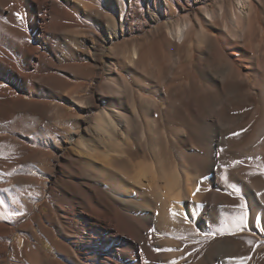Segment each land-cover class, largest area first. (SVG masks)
<instances>
[{
  "label": "bare ground",
  "instance_id": "6f19581e",
  "mask_svg": "<svg viewBox=\"0 0 264 264\" xmlns=\"http://www.w3.org/2000/svg\"><path fill=\"white\" fill-rule=\"evenodd\" d=\"M132 1L0 0V18L9 23H26L27 27V31L18 27L10 30L18 38L13 45L6 37L8 28L0 24V78L28 94H37L38 84L44 81L79 108L77 115L67 114L64 106L56 104L41 108L37 112H41L42 121L49 122L46 132L31 131V121L22 115L0 117V264H9L10 260L18 264H195L193 252L203 236L197 234L193 223L205 196L197 191L199 175H194L193 164L176 147L175 140L184 130L169 126L166 117L161 128L162 109L141 91L164 101L162 93L146 90L145 86L134 91L123 76L117 75L119 69L152 67L150 71L154 68L159 74V64L172 54L173 46L195 42L214 50V75L203 71L201 61L194 63L191 59L192 76L186 83L190 95L198 97L204 92L244 85L249 94L257 89L261 102L246 123L253 124L247 145L264 142V0H146V8L157 24L150 43H136L121 54L115 52L119 55L114 59L116 74L112 76L110 66L106 67L110 77L104 82L99 99L94 95L81 97L84 88L72 87L57 74L43 76L51 69L79 75L84 69L76 63L81 61L79 49L86 51L87 59L97 61L98 55L91 49H97L99 37L84 35L71 40L70 35L82 34L91 19L99 30L107 28L101 43L110 47L117 40L119 23L114 6L119 4L125 10L127 4L130 10ZM208 27L217 35L210 34ZM51 31L60 35L57 50L46 42ZM28 38L30 43L26 42ZM10 47L12 56L6 51ZM94 65L91 63L89 69ZM21 101H13L14 110L19 111ZM219 109L212 108L206 119L215 132L220 127H235ZM154 112L158 115L153 118ZM25 138L38 142L40 149L28 155L30 148L24 143ZM162 143H171L172 162L163 160L159 150ZM69 145L74 157L64 166L52 164L53 150L48 148L58 149L62 155ZM27 159L34 167L20 176L13 168ZM34 170L53 176L52 187L46 191V180L33 175ZM5 173H12L14 181L22 182L28 191L20 200L8 197L11 206L2 195ZM247 182L256 209L248 230L264 240V181ZM45 191L47 199L37 209L36 202L43 200ZM214 198H209V208ZM26 208L29 214L22 215ZM44 208L51 218L46 219L50 227L41 218ZM32 214L39 223V233L32 226L29 234H20L19 248L12 242L13 237L24 230L25 221ZM257 217L261 218L259 225ZM206 219L204 216L202 222L210 227ZM182 223L189 228L188 243L179 240L184 230ZM178 231L180 235L175 234ZM44 239L53 250L44 248ZM263 246L264 243L252 250L250 264H264ZM210 249L206 259L210 263L234 250L227 238L212 243Z\"/></svg>",
  "mask_w": 264,
  "mask_h": 264
},
{
  "label": "rangeland",
  "instance_id": "374dc122",
  "mask_svg": "<svg viewBox=\"0 0 264 264\" xmlns=\"http://www.w3.org/2000/svg\"><path fill=\"white\" fill-rule=\"evenodd\" d=\"M141 1H143V3ZM184 1L185 0H183V2ZM212 2H209L210 6H213ZM115 6L114 12L119 22L117 23V40L110 47H106L101 43L102 39L105 38V33L108 32L107 28L104 26L101 32L91 19L88 23H85V34H83V32L82 34L80 33L79 36L78 33H76V36L75 34L70 35V39H79L84 35L93 38L99 37L100 42H98L99 45L97 49H91L92 52L98 55L97 61L87 59L86 51H81L79 49L78 56H80L78 58L81 61H77L76 63L84 67V69H81L82 72H80L79 75L74 76L65 71L51 69L45 71L43 76L57 74L62 79L70 82L72 87L84 88V90L80 92L81 97L94 95L99 99V96L103 94L104 82L110 77L108 76L109 72L106 70V67L110 66V71L112 72V76H114L116 74L115 57L119 53L121 54L123 50H126L136 43L148 45L151 35L157 26L154 22L155 19L146 8V0H133L130 10L127 4V9L125 10H121L119 4ZM155 10L156 9H154V11ZM155 12L159 14L158 10ZM2 21L3 23L0 24L9 30L6 34L7 39L15 45L14 43L18 38L15 36L16 34L10 32V30L13 28H22V30L25 29V31H27L26 23H9L6 19H2ZM209 31L210 34L217 35L216 30L209 28ZM55 33L51 31V33L46 35L47 44L50 46L51 42V44L54 45H51L52 47L50 46L53 50L59 49L60 46V42H58L60 35ZM26 42L30 43L31 40L28 38ZM89 42L90 41L86 39L88 45H90ZM71 47L73 48V45H71ZM180 47H178V49L173 46L172 54L169 57H165L159 64V68L161 67L160 75L157 74L158 71L154 68L150 71L152 67L150 69L147 68L146 70L137 71L119 69V74L117 73V75L123 76L129 84V87L136 92L141 91L140 87L145 86L144 88H147L146 90H158V92L162 93L164 101L158 96L150 95L147 91H141L145 96L149 98L152 97L151 99L158 102L159 108L162 109L160 110L161 112H159L161 128L164 125V117H166L167 120H169V126L172 124L175 128L184 130V134L179 136L180 138L178 136V138L176 137V147L179 149V152L181 151V154L183 153L185 159H188L190 163L193 164L192 169L194 170V175H199L197 178L199 191L202 196H205L201 198L203 199L201 200L202 203L200 201L199 218L196 216V220L193 223V228L197 234L204 237L198 240L197 247L193 252L196 257L195 264H211L212 262L210 263L206 260L209 249L212 243L215 245L221 238H227V243L230 245L231 249L234 250L231 251V255L222 258V260L214 259V263L212 264H250L252 250L254 248H259L264 243V240L256 237L253 232L250 233L248 230L251 220L256 213V209L254 201L251 200L253 198H251L252 195L249 193L247 180L252 183L255 182L254 184H258L260 180L264 181V142H259L252 146L247 145L253 124L249 123L246 125V123L253 117L257 106L261 102V97L258 96L257 89L252 90L250 94L246 93L244 90L247 86L245 85L237 87V89L236 87H229L228 90L227 88H222L223 90L218 92H214L215 90L204 92L201 93V96L198 95V97L190 95L189 89L186 87L187 81H190L192 76V72H190L191 67L189 66H191L193 61L195 63L199 60L203 65V71L214 75L216 72L214 65L217 61L216 53L214 50L210 51L202 48L203 46L201 44L198 45L195 42ZM202 49H204L203 52H201ZM6 51L11 56L13 55L12 47L6 48ZM115 52L118 54H115ZM191 59H193V61ZM91 63H95L92 70L89 69ZM152 65L153 67L155 66V64ZM88 70H90V72ZM137 79L140 81L138 80L137 82ZM42 82L43 83L40 82L37 86V94H28L21 92V90L10 81L0 78V117L10 118L14 116L20 117V115H22L28 121H31L29 125L31 131L46 132L49 122L42 121L41 112H37L39 110L41 111V108L56 104L64 106L67 114H79V108L71 104L67 98H65L64 94L48 86L44 81ZM231 88L233 90H231ZM241 92L245 93L242 94ZM8 93L10 96H7ZM17 98L22 99L21 103H19L21 109H19V111L14 110L15 105L13 104V101ZM23 101L25 102L24 105ZM26 103L27 105H31L32 108L31 106H29L30 109L27 108ZM216 107L220 108L219 111L224 115V119L228 123H232L235 127L229 129L220 127L219 132H215L214 127L210 125L206 119H208L207 117L211 109ZM124 113L129 115L125 111ZM156 115H158V113L154 112L152 117L154 118ZM24 143L29 145L30 149L28 155H32L40 149L38 142L35 143L25 138ZM171 149V143L160 144V154L166 163L172 162ZM48 150H53L54 160L52 164L57 166H64L65 161L74 157V150L70 145L66 146L62 155L59 153L58 149L48 148ZM136 152L138 155H141L139 151ZM150 160L148 155L146 162L149 163ZM31 162L30 159H27L13 169L16 172L19 171L20 176H22L24 172L34 167V163ZM32 174H38L40 179L46 180V191L52 187V182L54 181L53 176L41 174L38 170H34ZM4 183L6 186L2 190V195L7 204H9L10 200L8 197L16 201L20 200L22 195L28 193L25 187H23L24 185L21 184L22 182L16 183L14 181L12 173H5ZM46 191L43 200L36 202L37 209L39 205L47 199ZM212 196L215 197L214 204L209 208L208 201ZM241 203L248 209L247 226L238 229L236 226V218L241 212ZM9 206H11V202ZM21 214L28 215L29 210L26 208ZM47 215L48 210L44 208L41 218L44 225L50 227L47 220L51 221V218H48ZM30 216L31 219L25 221L24 230L16 232L17 234L15 233L13 237L12 242L17 243L19 248L22 246V239L19 238L20 234H29L30 231H32V226L34 231L39 233L40 226L35 215L32 214ZM204 216L207 217L208 220H206L209 222L208 224L210 227L204 226L202 222ZM181 225L184 229L182 231L183 233L178 231L175 234H181L179 240L188 243L189 239L187 235H189V228L186 224L182 223ZM57 239H59V237ZM43 242V246L47 251L53 250V246L48 240L44 239ZM262 248H264V246ZM55 256L56 254L54 253L53 258H55ZM9 264L18 263L10 260Z\"/></svg>",
  "mask_w": 264,
  "mask_h": 264
},
{
  "label": "snow or ice",
  "instance_id": "6c2138e0",
  "mask_svg": "<svg viewBox=\"0 0 264 264\" xmlns=\"http://www.w3.org/2000/svg\"><path fill=\"white\" fill-rule=\"evenodd\" d=\"M16 15L19 18V14L17 13ZM197 191H199V188L197 189ZM240 209H241V212L238 215V217L236 218V226L238 229L241 227L247 226V217H248V209L245 207V205L243 203H241ZM260 221H261V218L257 217L256 218L257 225H259ZM171 264H176V262L172 261Z\"/></svg>",
  "mask_w": 264,
  "mask_h": 264
}]
</instances>
